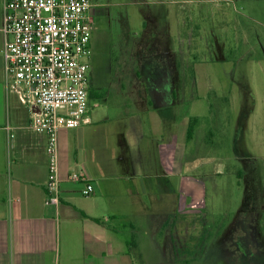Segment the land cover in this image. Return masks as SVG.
I'll return each instance as SVG.
<instances>
[{
  "label": "rangeland",
  "instance_id": "1",
  "mask_svg": "<svg viewBox=\"0 0 264 264\" xmlns=\"http://www.w3.org/2000/svg\"><path fill=\"white\" fill-rule=\"evenodd\" d=\"M95 2L101 108L119 112L127 73L161 72L138 81L161 82V229L181 249L161 264H264V0ZM186 138L190 154L174 166ZM190 188L196 211L179 203Z\"/></svg>",
  "mask_w": 264,
  "mask_h": 264
},
{
  "label": "crops",
  "instance_id": "2",
  "mask_svg": "<svg viewBox=\"0 0 264 264\" xmlns=\"http://www.w3.org/2000/svg\"><path fill=\"white\" fill-rule=\"evenodd\" d=\"M4 23L0 0V264H161L167 256L176 261L178 238L174 230L161 229V82H138L161 81V72L127 73L131 83L117 91L124 99L115 116L108 112L112 107L95 101L109 96L100 90L90 98L91 122L61 129L62 201L56 207L47 202V135L31 127L29 107L7 84ZM174 147L170 158L176 166L190 154L187 138ZM73 171L90 178L91 195L67 180ZM193 191L179 195L180 204L190 201V211L197 209Z\"/></svg>",
  "mask_w": 264,
  "mask_h": 264
},
{
  "label": "built area",
  "instance_id": "3",
  "mask_svg": "<svg viewBox=\"0 0 264 264\" xmlns=\"http://www.w3.org/2000/svg\"><path fill=\"white\" fill-rule=\"evenodd\" d=\"M92 6L93 0H3L7 84L29 107L31 127L47 135V202L56 207L63 182L59 133L91 122ZM67 180L82 184L83 195L95 190L80 171Z\"/></svg>",
  "mask_w": 264,
  "mask_h": 264
},
{
  "label": "flooded vegetation",
  "instance_id": "4",
  "mask_svg": "<svg viewBox=\"0 0 264 264\" xmlns=\"http://www.w3.org/2000/svg\"><path fill=\"white\" fill-rule=\"evenodd\" d=\"M99 3L95 2V0H93V6L91 9V17H92V22L94 21V23H96V19L95 16H98V14H100L101 11H98V9H96L94 6H97ZM95 50V43H92V51H91V55H90V83H89V92L91 94H93L95 92V90L99 87V83L98 81L95 79V65H94V53ZM97 81V83H96ZM98 84V85H97Z\"/></svg>",
  "mask_w": 264,
  "mask_h": 264
},
{
  "label": "trees",
  "instance_id": "5",
  "mask_svg": "<svg viewBox=\"0 0 264 264\" xmlns=\"http://www.w3.org/2000/svg\"><path fill=\"white\" fill-rule=\"evenodd\" d=\"M90 93V92H89ZM92 94L90 93V98L92 97L91 96ZM195 121H197L196 118H193L190 122H189V126H188V132H187V136H188V139H191L194 137V131H195Z\"/></svg>",
  "mask_w": 264,
  "mask_h": 264
}]
</instances>
